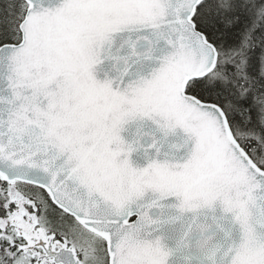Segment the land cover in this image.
I'll list each match as a JSON object with an SVG mask.
<instances>
[{
  "label": "snow or ice",
  "instance_id": "snow-or-ice-1",
  "mask_svg": "<svg viewBox=\"0 0 264 264\" xmlns=\"http://www.w3.org/2000/svg\"><path fill=\"white\" fill-rule=\"evenodd\" d=\"M0 264H264V0H0Z\"/></svg>",
  "mask_w": 264,
  "mask_h": 264
}]
</instances>
